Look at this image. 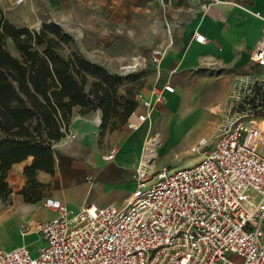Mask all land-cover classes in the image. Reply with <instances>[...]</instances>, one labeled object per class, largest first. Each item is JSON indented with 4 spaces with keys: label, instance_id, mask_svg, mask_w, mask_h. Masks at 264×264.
Masks as SVG:
<instances>
[{
    "label": "built area",
    "instance_id": "built-area-1",
    "mask_svg": "<svg viewBox=\"0 0 264 264\" xmlns=\"http://www.w3.org/2000/svg\"><path fill=\"white\" fill-rule=\"evenodd\" d=\"M194 39L206 42L200 33ZM163 54L154 48L132 58L135 66L122 74L156 67ZM250 59L264 70V28ZM164 91L173 88L152 85L148 98L136 94L143 111L131 114L128 130L149 121ZM226 108L219 133L189 147L199 157L188 166L152 169L157 142L150 138L143 151L150 155L142 154L123 205L70 208L46 197L43 205L55 215L35 225L43 245L33 254L25 246L0 249V264H264V76L237 80ZM74 138L68 130L62 140ZM117 152L113 146L102 159L112 161Z\"/></svg>",
    "mask_w": 264,
    "mask_h": 264
},
{
    "label": "crops",
    "instance_id": "crops-1",
    "mask_svg": "<svg viewBox=\"0 0 264 264\" xmlns=\"http://www.w3.org/2000/svg\"><path fill=\"white\" fill-rule=\"evenodd\" d=\"M157 1L162 6L165 3ZM166 6L172 16L167 25L169 44L159 64L153 66L155 76L141 93L148 98L152 85L165 84L173 92L164 91L149 121L132 131L102 133L96 124L100 111L84 114L79 106L74 107L68 130L75 138L53 144V173H36V180L45 186L38 200L26 202L19 193L27 182L23 168L32 158L8 170L6 180L12 192L6 201L0 199V249L25 246L33 254L43 245L35 225L55 215L43 205L46 197L70 208L123 205L134 189V171L150 138L158 139V146L165 131L169 134L165 144L172 147L188 134L194 137L186 147L189 153L192 144L207 137L200 135L209 132L205 122L214 125L225 119L226 100L237 80L264 76V70L250 59L264 28V0H172ZM195 33L202 34L206 42L195 41ZM142 111L138 103L135 113ZM113 146L118 147L114 160L104 161L102 156ZM163 146L164 142L158 149ZM261 152L264 155V145ZM198 157L193 154L184 164L169 169L188 166Z\"/></svg>",
    "mask_w": 264,
    "mask_h": 264
},
{
    "label": "trees",
    "instance_id": "trees-1",
    "mask_svg": "<svg viewBox=\"0 0 264 264\" xmlns=\"http://www.w3.org/2000/svg\"><path fill=\"white\" fill-rule=\"evenodd\" d=\"M7 40L19 57L6 49ZM71 41L72 37L56 23H43L39 30H31L0 17V199L3 201L12 192L6 180L8 170L28 157L31 162L23 168L27 182L19 193L26 202L38 200L45 186L36 180V173H53L52 146L68 131L74 107L79 106L84 114L100 111V128L113 117L120 126L125 125L136 110V101L123 102V96L117 94L119 77L80 55L65 58L58 53L60 42ZM87 76L95 80L85 90Z\"/></svg>",
    "mask_w": 264,
    "mask_h": 264
},
{
    "label": "rangeland",
    "instance_id": "rangeland-1",
    "mask_svg": "<svg viewBox=\"0 0 264 264\" xmlns=\"http://www.w3.org/2000/svg\"><path fill=\"white\" fill-rule=\"evenodd\" d=\"M166 4L162 6L157 0H29L24 5L16 6L11 0H0V17L17 27L26 26L31 30H39L43 23L58 24L63 32L72 37L69 43L60 42L58 53L65 58L71 54L80 55L119 77L117 94L123 96V102H129L135 101L136 94L155 76L156 70L146 64L126 76L122 74L123 66H130L131 57L135 59L152 48L167 49V25L172 16ZM67 26L69 29H66ZM49 36L52 37L51 34ZM6 49L19 57L9 40ZM94 80L93 76H87L85 90L90 88ZM224 120L221 118L214 125L205 122L209 132L200 135L213 139ZM100 130L106 133L128 129L124 124L120 126L117 118L113 117L105 125L102 123ZM166 134L164 131L159 142V145L164 142L163 148L158 149L159 145L156 146L159 156L156 155L152 160L154 170L162 169V163L166 165L165 169L184 164V160L193 155L186 152V147L194 137L187 134L170 147L165 144L169 136ZM233 259L239 260L235 256Z\"/></svg>",
    "mask_w": 264,
    "mask_h": 264
},
{
    "label": "bare ground",
    "instance_id": "bare-ground-1",
    "mask_svg": "<svg viewBox=\"0 0 264 264\" xmlns=\"http://www.w3.org/2000/svg\"><path fill=\"white\" fill-rule=\"evenodd\" d=\"M66 29H69V27L67 26V28ZM80 35V34H79ZM134 61H136V58L134 59ZM132 66H135V64H131L130 66H127V67H125L123 70H122V72H125V71H128L129 69H130V67H132ZM153 140H156V139H153ZM150 142V141H149ZM156 142H157V140H156ZM147 150H148V148H147ZM143 153H145V155L144 156H146V157H149V153H147V152H143ZM156 153V154H155ZM154 153V155L156 156H159V153L157 152V150H156V152ZM152 155H153V153H152ZM153 166V165H152ZM151 166V167H152Z\"/></svg>",
    "mask_w": 264,
    "mask_h": 264
}]
</instances>
